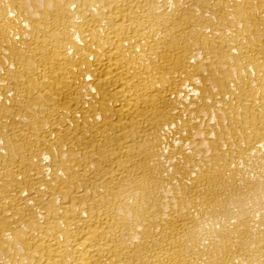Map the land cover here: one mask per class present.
<instances>
[{"label": "bare ground", "instance_id": "bare-ground-1", "mask_svg": "<svg viewBox=\"0 0 264 264\" xmlns=\"http://www.w3.org/2000/svg\"><path fill=\"white\" fill-rule=\"evenodd\" d=\"M0 264H264V0H0Z\"/></svg>", "mask_w": 264, "mask_h": 264}]
</instances>
